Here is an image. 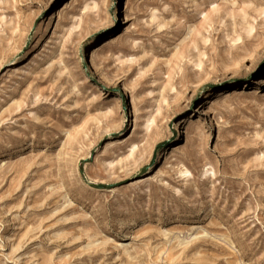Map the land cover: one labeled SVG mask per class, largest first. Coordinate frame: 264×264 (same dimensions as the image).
<instances>
[{"label": "rangeland", "instance_id": "1", "mask_svg": "<svg viewBox=\"0 0 264 264\" xmlns=\"http://www.w3.org/2000/svg\"><path fill=\"white\" fill-rule=\"evenodd\" d=\"M0 264H264V0H0Z\"/></svg>", "mask_w": 264, "mask_h": 264}, {"label": "bare ground", "instance_id": "2", "mask_svg": "<svg viewBox=\"0 0 264 264\" xmlns=\"http://www.w3.org/2000/svg\"><path fill=\"white\" fill-rule=\"evenodd\" d=\"M191 121V120H190Z\"/></svg>", "mask_w": 264, "mask_h": 264}]
</instances>
